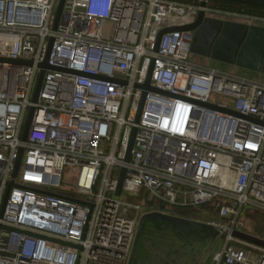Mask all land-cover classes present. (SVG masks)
<instances>
[{
	"label": "built area",
	"instance_id": "2783aa9c",
	"mask_svg": "<svg viewBox=\"0 0 264 264\" xmlns=\"http://www.w3.org/2000/svg\"><path fill=\"white\" fill-rule=\"evenodd\" d=\"M58 2L0 0V264H127L139 218L154 211L123 195L168 215L201 206L203 220L190 219L220 243L199 264H264V247L235 236L243 207L264 213V85L191 65L194 31L179 29L200 11L247 25L264 16L210 0H64L53 30ZM150 67L163 93L145 92L135 123ZM65 167L78 168L83 201L55 191Z\"/></svg>",
	"mask_w": 264,
	"mask_h": 264
},
{
	"label": "water",
	"instance_id": "95a60500",
	"mask_svg": "<svg viewBox=\"0 0 264 264\" xmlns=\"http://www.w3.org/2000/svg\"><path fill=\"white\" fill-rule=\"evenodd\" d=\"M215 1L264 9V0ZM63 2L64 0H59L58 2L53 30L56 28ZM179 29L194 31L190 49L192 54L231 65L241 70L264 74V27L209 18L204 16L203 11H200L191 24ZM167 31L171 30L159 32L157 43ZM51 41L50 39L49 45ZM4 61L7 60L0 59V62ZM38 67L40 73L32 100L33 102L36 101L44 70L52 69L47 65L46 61ZM150 71L151 67L147 75V81L143 86L135 85V87H140L143 90L134 120L135 123L138 122L140 116L145 92L154 91L163 93L149 86ZM207 107L213 110L224 111L235 117L246 118L238 113L222 110L215 106L207 105ZM32 112L33 109H30L24 124L21 136L22 141L26 139ZM134 134L135 128L131 132L125 161H128ZM21 155L22 149L19 150L15 171L19 166ZM123 177L124 169L121 170L118 177L115 192L116 197L120 196ZM162 209L163 207H160V210ZM217 236V228L203 222L168 215L159 211L149 212L139 218L127 264H199L211 249L205 260V263H209L212 253L216 251L220 243V239L217 240ZM235 236L249 243L264 247V240L259 238L244 233H235Z\"/></svg>",
	"mask_w": 264,
	"mask_h": 264
},
{
	"label": "rangeland",
	"instance_id": "374dc122",
	"mask_svg": "<svg viewBox=\"0 0 264 264\" xmlns=\"http://www.w3.org/2000/svg\"><path fill=\"white\" fill-rule=\"evenodd\" d=\"M56 6L54 8V13L56 10ZM209 7L212 9H218L216 8V6H213L211 3ZM212 16L224 19V16L222 15L219 16L217 14H212ZM225 19H230L236 22L244 21V20H240L236 18H225ZM257 25L264 27L263 23H258ZM188 63H190L193 66L205 69V70H213L219 74H224V75H228L231 77L244 79L249 82L264 85V74L262 73H255V72L241 70L234 66L219 63L209 58L199 57L192 53H190L188 57ZM217 97L218 96L213 95L211 100L214 102H217L218 101ZM77 175H78L77 167H65L62 172L60 186L55 191L58 193L74 196L75 199L83 201L85 197L77 194V189L75 187ZM112 176L114 178H117L118 172L114 171L112 173ZM99 188H100V184L98 183L93 188L94 195L99 193ZM122 199L132 204H140L143 206H148V208L151 211H157L159 210V207L161 206V204L158 201L151 199L149 197L145 198L141 196V198L135 199L127 195H123ZM165 212L171 215H175L179 217H186L189 219L196 218L197 220H200V221L203 220L204 215H205L201 206H196L190 209H177V210L171 209L168 206H165ZM238 219L240 222H242V225H243L241 229L242 233L259 238L261 240H264V213L257 206L251 204V205H247L243 207Z\"/></svg>",
	"mask_w": 264,
	"mask_h": 264
},
{
	"label": "trees",
	"instance_id": "16d2710c",
	"mask_svg": "<svg viewBox=\"0 0 264 264\" xmlns=\"http://www.w3.org/2000/svg\"><path fill=\"white\" fill-rule=\"evenodd\" d=\"M175 1L191 2L192 0H175ZM210 3L213 6H216V8L223 10V11L238 12V13H243L249 16H264V9H261V8L243 6V5L222 2V1H215V0H210Z\"/></svg>",
	"mask_w": 264,
	"mask_h": 264
},
{
	"label": "flooded vegetation",
	"instance_id": "af4514ba",
	"mask_svg": "<svg viewBox=\"0 0 264 264\" xmlns=\"http://www.w3.org/2000/svg\"><path fill=\"white\" fill-rule=\"evenodd\" d=\"M231 22H233V21H231Z\"/></svg>",
	"mask_w": 264,
	"mask_h": 264
}]
</instances>
